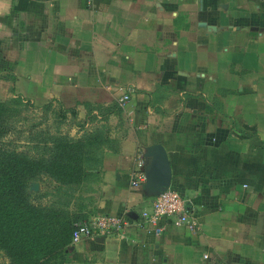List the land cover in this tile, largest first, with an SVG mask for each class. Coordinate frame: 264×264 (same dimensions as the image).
Wrapping results in <instances>:
<instances>
[{"label":"crops","instance_id":"obj_1","mask_svg":"<svg viewBox=\"0 0 264 264\" xmlns=\"http://www.w3.org/2000/svg\"><path fill=\"white\" fill-rule=\"evenodd\" d=\"M0 86L115 104L95 213L138 218L158 190L131 171L161 142L197 222L83 239L68 264H264V0H0Z\"/></svg>","mask_w":264,"mask_h":264},{"label":"trees","instance_id":"obj_2","mask_svg":"<svg viewBox=\"0 0 264 264\" xmlns=\"http://www.w3.org/2000/svg\"><path fill=\"white\" fill-rule=\"evenodd\" d=\"M5 112L0 101V249L14 264H65L64 251L79 218H70L57 205L34 202L28 185L41 173L61 184L79 183L85 166L99 159L103 149L98 147L106 138L99 130L79 138L55 136L50 145L29 154L2 141Z\"/></svg>","mask_w":264,"mask_h":264},{"label":"rangeland","instance_id":"obj_3","mask_svg":"<svg viewBox=\"0 0 264 264\" xmlns=\"http://www.w3.org/2000/svg\"><path fill=\"white\" fill-rule=\"evenodd\" d=\"M6 89V90H5ZM86 95H72L70 100H48L42 103H33L29 99L14 92L12 87L0 86V101L6 104V112L2 118L5 133L2 138L6 146L35 154L51 144L55 136L66 135L70 138H79L99 130L106 141L98 148H104L109 141L107 126L117 120L115 104L101 110L103 117L98 119L91 102H74L78 98H87ZM92 98V97H90ZM96 107V106H95ZM110 108V109H109ZM113 112L114 116H109ZM116 113V114H115ZM109 128V127H108ZM103 151L99 159L86 165V174L82 181L75 184H61L53 177L41 173L29 182L36 181L37 190L29 188L34 202L39 204L57 205L66 212L70 218H84L96 215L92 210L95 207V198L92 195L93 170L99 167ZM86 211H83V209ZM73 243L69 241L64 251L65 264L73 259ZM0 264H14L3 249H0ZM53 264V263H51Z\"/></svg>","mask_w":264,"mask_h":264},{"label":"built area","instance_id":"obj_4","mask_svg":"<svg viewBox=\"0 0 264 264\" xmlns=\"http://www.w3.org/2000/svg\"><path fill=\"white\" fill-rule=\"evenodd\" d=\"M117 105L125 108L135 87L123 85L118 88ZM131 171V184L145 182L146 168L141 152ZM171 217L178 225H185L190 230L197 228L196 220L186 209L185 197L175 187L166 186L158 190L151 203L139 211L138 218L133 219L126 213H98L79 218L73 222L70 241L75 244L83 239H93L96 236L120 235L127 236L129 227L147 228L158 232L161 229L162 218ZM133 240V238H132Z\"/></svg>","mask_w":264,"mask_h":264},{"label":"water","instance_id":"obj_5","mask_svg":"<svg viewBox=\"0 0 264 264\" xmlns=\"http://www.w3.org/2000/svg\"><path fill=\"white\" fill-rule=\"evenodd\" d=\"M150 162L146 168L145 182H151L157 190L169 186L171 182L172 170L170 160L164 145L161 142H154L150 147ZM29 188L37 190L38 184L33 181Z\"/></svg>","mask_w":264,"mask_h":264}]
</instances>
